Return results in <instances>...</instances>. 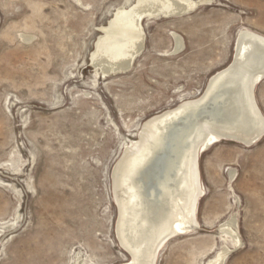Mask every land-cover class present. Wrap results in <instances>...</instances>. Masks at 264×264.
Instances as JSON below:
<instances>
[{
	"label": "rangeland",
	"instance_id": "rangeland-1",
	"mask_svg": "<svg viewBox=\"0 0 264 264\" xmlns=\"http://www.w3.org/2000/svg\"><path fill=\"white\" fill-rule=\"evenodd\" d=\"M137 1L0 0V264L127 263L112 191L124 149L146 121L201 97L242 31L264 37V0H206L142 20L140 56L104 75L91 61L100 27ZM255 94L264 115V79ZM200 172V226L157 264H208L225 246V264H264V137L219 139L200 153ZM232 217L238 248L221 230Z\"/></svg>",
	"mask_w": 264,
	"mask_h": 264
},
{
	"label": "bare ground",
	"instance_id": "bare-ground-1",
	"mask_svg": "<svg viewBox=\"0 0 264 264\" xmlns=\"http://www.w3.org/2000/svg\"><path fill=\"white\" fill-rule=\"evenodd\" d=\"M205 2L138 0L131 8L122 6L108 26L100 27L94 67L104 75L127 72L144 47L142 20L182 16ZM174 38L179 53L184 43L180 36ZM263 79L264 37L242 31L234 62L212 77L204 94L146 121L138 139L124 149L112 174L116 234L130 256L124 264H157L171 239L200 226L197 208L205 195L200 153L219 139L252 146L264 137V115L255 94ZM237 228L235 217L221 226L236 248L241 245ZM231 251L225 246L208 264H225Z\"/></svg>",
	"mask_w": 264,
	"mask_h": 264
},
{
	"label": "water",
	"instance_id": "water-1",
	"mask_svg": "<svg viewBox=\"0 0 264 264\" xmlns=\"http://www.w3.org/2000/svg\"><path fill=\"white\" fill-rule=\"evenodd\" d=\"M234 60H235V57H234ZM234 60H233V62H234ZM197 228H198V227H195V228H193V229L195 230V229H197Z\"/></svg>",
	"mask_w": 264,
	"mask_h": 264
}]
</instances>
